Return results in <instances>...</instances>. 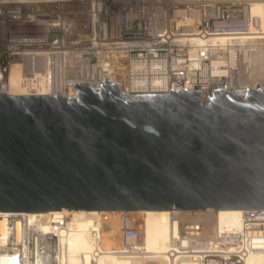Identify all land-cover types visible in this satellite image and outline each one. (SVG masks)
Instances as JSON below:
<instances>
[{"label": "water", "instance_id": "obj_1", "mask_svg": "<svg viewBox=\"0 0 264 264\" xmlns=\"http://www.w3.org/2000/svg\"><path fill=\"white\" fill-rule=\"evenodd\" d=\"M264 212V90L0 92V213Z\"/></svg>", "mask_w": 264, "mask_h": 264}, {"label": "built area", "instance_id": "obj_2", "mask_svg": "<svg viewBox=\"0 0 264 264\" xmlns=\"http://www.w3.org/2000/svg\"><path fill=\"white\" fill-rule=\"evenodd\" d=\"M258 8L261 14H254ZM262 43L264 0H0V75L13 64L56 67L74 55L79 65L121 84V94L136 82L145 84L144 93L264 90L245 84L242 61L245 51ZM180 212L173 211L162 263L147 250L130 213L112 254L133 264H246L264 252L260 222L215 234L205 222L184 221ZM66 221L60 213L52 225L62 229ZM99 241L97 234L90 260L79 256L75 263L58 235L35 231L21 241L10 235L0 253L18 264H98L105 253Z\"/></svg>", "mask_w": 264, "mask_h": 264}, {"label": "bare ground", "instance_id": "obj_3", "mask_svg": "<svg viewBox=\"0 0 264 264\" xmlns=\"http://www.w3.org/2000/svg\"><path fill=\"white\" fill-rule=\"evenodd\" d=\"M261 14V8L254 11ZM228 44V39L219 41ZM234 55L231 54V61ZM245 64L247 86L264 87V43L252 51H245L242 56ZM66 63H58L56 67L42 66L40 68H22L18 64L0 75V92L8 96H73V85H100L107 80L104 72L86 68L76 62L74 55L67 56ZM152 85H155L152 83ZM145 84L136 82L124 88V94L144 93ZM64 213L67 217L64 228L55 229L53 219ZM173 211L146 212L139 211L129 214V220L134 224L143 238L147 250L153 254L155 261L162 263L168 249V242L173 231ZM125 213L99 212H53L46 214H10L0 213V247L5 246L10 235L21 241L29 231L40 235L56 234L68 247L71 261L77 262L79 256L86 261L91 259L95 249L96 236L99 235L101 251L105 252L98 259V264H133L125 257L112 254L120 247L122 235L126 228ZM181 219L187 222H205L208 229L215 234L241 232L249 222H260L263 225L264 212L247 211H199L180 212ZM0 264H18L15 258L0 253ZM192 264V263H186ZM246 264H264V252L252 255Z\"/></svg>", "mask_w": 264, "mask_h": 264}]
</instances>
